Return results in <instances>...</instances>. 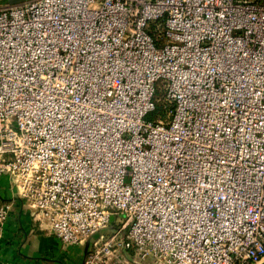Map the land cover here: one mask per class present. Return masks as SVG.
Returning a JSON list of instances; mask_svg holds the SVG:
<instances>
[{"label":"built area","instance_id":"2783aa9c","mask_svg":"<svg viewBox=\"0 0 264 264\" xmlns=\"http://www.w3.org/2000/svg\"><path fill=\"white\" fill-rule=\"evenodd\" d=\"M2 176L83 264H261L264 0L1 1Z\"/></svg>","mask_w":264,"mask_h":264},{"label":"crops","instance_id":"0c3cea01","mask_svg":"<svg viewBox=\"0 0 264 264\" xmlns=\"http://www.w3.org/2000/svg\"><path fill=\"white\" fill-rule=\"evenodd\" d=\"M1 179L0 207L9 203L12 208L0 239V264H83L90 249L87 242L67 244L41 228L31 210L13 193L7 176ZM128 256L133 257L132 253Z\"/></svg>","mask_w":264,"mask_h":264},{"label":"rangeland","instance_id":"374dc122","mask_svg":"<svg viewBox=\"0 0 264 264\" xmlns=\"http://www.w3.org/2000/svg\"><path fill=\"white\" fill-rule=\"evenodd\" d=\"M1 1H3V0H0V2ZM159 93H162V90H159ZM3 180H4V176L1 179V181H3ZM121 218H124V216H121L120 218H117L115 216L112 217L111 224L109 225V227L107 229L103 230V232H102L105 237L108 238V237L111 236V233L113 231V228L115 227V223L119 222L121 220ZM97 236L98 235H94L92 238H90L89 241H87V243H86L87 246H88L87 248H90L91 247V245L93 244V241L96 239Z\"/></svg>","mask_w":264,"mask_h":264},{"label":"water","instance_id":"95a60500","mask_svg":"<svg viewBox=\"0 0 264 264\" xmlns=\"http://www.w3.org/2000/svg\"><path fill=\"white\" fill-rule=\"evenodd\" d=\"M261 264H264V261Z\"/></svg>","mask_w":264,"mask_h":264}]
</instances>
